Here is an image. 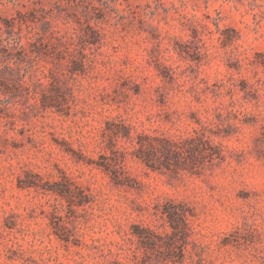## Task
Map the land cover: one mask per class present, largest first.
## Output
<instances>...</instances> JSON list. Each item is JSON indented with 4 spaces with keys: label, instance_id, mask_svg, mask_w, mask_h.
<instances>
[{
    "label": "rangeland",
    "instance_id": "374dc122",
    "mask_svg": "<svg viewBox=\"0 0 264 264\" xmlns=\"http://www.w3.org/2000/svg\"><path fill=\"white\" fill-rule=\"evenodd\" d=\"M0 264H264V0H0Z\"/></svg>",
    "mask_w": 264,
    "mask_h": 264
}]
</instances>
